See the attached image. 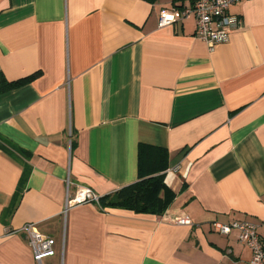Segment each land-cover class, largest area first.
Listing matches in <instances>:
<instances>
[{"label": "crops", "instance_id": "crops-1", "mask_svg": "<svg viewBox=\"0 0 264 264\" xmlns=\"http://www.w3.org/2000/svg\"><path fill=\"white\" fill-rule=\"evenodd\" d=\"M193 4L0 0V264H39L29 223L55 239L42 264H255L213 223L264 241V0L234 4L214 50L194 14L160 25ZM158 173L175 194L162 215L66 210L77 185L103 197Z\"/></svg>", "mask_w": 264, "mask_h": 264}, {"label": "built area", "instance_id": "built-area-1", "mask_svg": "<svg viewBox=\"0 0 264 264\" xmlns=\"http://www.w3.org/2000/svg\"><path fill=\"white\" fill-rule=\"evenodd\" d=\"M241 0H194L190 8L183 9L179 16L175 11L163 10L160 16V25L171 24L179 18L183 19L190 14L196 18V35L204 40L210 50L223 42H227L231 33L240 26L241 17L231 12V7ZM101 196L95 193L91 188L77 185L75 195L69 197L66 210L72 204L83 202H95L100 204ZM65 210V211H66ZM179 224H192L188 216L177 218ZM213 226L222 234H230L232 231H238L240 242L248 245L253 253L252 262L255 264H264V241L258 230V225L248 220L223 223L215 221ZM22 230L25 232L28 242L33 250L34 259L42 264L46 257L55 255V239L40 232L35 224H26Z\"/></svg>", "mask_w": 264, "mask_h": 264}, {"label": "trees", "instance_id": "trees-1", "mask_svg": "<svg viewBox=\"0 0 264 264\" xmlns=\"http://www.w3.org/2000/svg\"><path fill=\"white\" fill-rule=\"evenodd\" d=\"M154 2L156 0H148ZM40 73L36 72L28 77L11 82L10 86H18L35 79ZM160 161L164 160L168 151L159 147L155 148ZM144 152L143 146L140 149ZM175 198L165 183V173L144 176L139 180L106 195L101 196L100 203L104 207L126 208L136 213L164 214Z\"/></svg>", "mask_w": 264, "mask_h": 264}]
</instances>
